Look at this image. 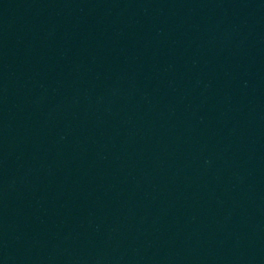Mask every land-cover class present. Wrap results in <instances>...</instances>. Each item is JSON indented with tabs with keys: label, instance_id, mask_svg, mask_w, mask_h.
<instances>
[{
	"label": "water",
	"instance_id": "1",
	"mask_svg": "<svg viewBox=\"0 0 264 264\" xmlns=\"http://www.w3.org/2000/svg\"><path fill=\"white\" fill-rule=\"evenodd\" d=\"M0 264H264V0H0Z\"/></svg>",
	"mask_w": 264,
	"mask_h": 264
}]
</instances>
